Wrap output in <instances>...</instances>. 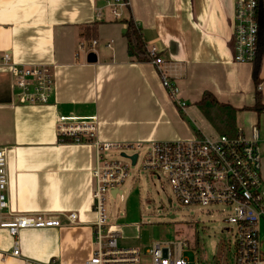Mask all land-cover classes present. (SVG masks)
Here are the masks:
<instances>
[{
    "label": "crops",
    "instance_id": "1",
    "mask_svg": "<svg viewBox=\"0 0 264 264\" xmlns=\"http://www.w3.org/2000/svg\"><path fill=\"white\" fill-rule=\"evenodd\" d=\"M110 1L0 0V54L10 53L18 65L49 66L54 76L48 105H20L0 64V148L7 150L9 172V210L2 216L48 214L63 223L22 231L21 258L10 255L14 239L0 229V264H85L93 257L96 152L88 144H60L59 115L97 116L102 142L195 137L155 66L129 55L131 21L147 48L161 50L187 108L206 93L239 111L256 103L255 64L233 61L234 0H123L119 17ZM90 53L95 63L87 61ZM259 80L264 104V55ZM236 123L246 135L259 128L264 157V113L238 112ZM71 213L78 217L72 225L62 216Z\"/></svg>",
    "mask_w": 264,
    "mask_h": 264
},
{
    "label": "built area",
    "instance_id": "2",
    "mask_svg": "<svg viewBox=\"0 0 264 264\" xmlns=\"http://www.w3.org/2000/svg\"><path fill=\"white\" fill-rule=\"evenodd\" d=\"M123 0H111L115 17ZM233 61L252 64L259 53V0H234ZM96 42H93V46ZM92 46V47H93ZM84 46H82L83 48ZM150 63L157 69L161 84L176 107L185 113L187 102L179 97L180 89L166 69L159 48H148ZM0 64L13 79V90L20 105H48L54 93V76L49 66H24L13 62L10 53L0 54ZM258 90H262L261 84ZM60 144H88L96 152L93 170V257L85 264H201L186 256L183 242H156L146 250L122 248L121 226L109 224L107 199H121V186L130 177L132 166L105 153L118 152L121 159L135 167L144 156L143 169L167 181L179 206H224L226 223L235 231L233 264H264V184L263 151L260 130L253 126L250 135L243 130L218 137L195 136L189 140L144 143H111L99 139L97 116L59 115L56 124ZM133 151L134 154H128ZM123 154L127 155L124 157ZM8 154L0 148V229L14 239L11 256L21 258L19 235L24 230L57 229L63 226L59 217L48 214H18L3 217L9 210ZM172 205V201H170ZM70 225L77 214L62 215ZM229 230V229H227ZM7 255V254H6ZM25 264H43L25 260ZM48 264H58L53 260Z\"/></svg>",
    "mask_w": 264,
    "mask_h": 264
},
{
    "label": "rangeland",
    "instance_id": "3",
    "mask_svg": "<svg viewBox=\"0 0 264 264\" xmlns=\"http://www.w3.org/2000/svg\"><path fill=\"white\" fill-rule=\"evenodd\" d=\"M186 112L188 114H183V118L191 126L194 136L221 135L220 130L212 128L205 120L198 106L191 105ZM105 154L132 166L130 177L120 187L124 192L123 199L110 197L106 203L108 223L119 224L122 228L120 247L146 250L156 242H183L186 256L192 262L198 259L201 264L234 263L235 231L225 221L224 206L183 208L164 178L159 180L143 169L144 156L133 167L130 161L121 159L118 152ZM128 154L134 153L129 151Z\"/></svg>",
    "mask_w": 264,
    "mask_h": 264
},
{
    "label": "trees",
    "instance_id": "4",
    "mask_svg": "<svg viewBox=\"0 0 264 264\" xmlns=\"http://www.w3.org/2000/svg\"><path fill=\"white\" fill-rule=\"evenodd\" d=\"M259 53L255 62L254 77L257 86L256 103L251 108H245L242 111L236 110L229 105L219 103L210 93H206L198 104L204 117L215 129L221 131V135H234L237 131L236 115L238 112L252 111L258 114L264 113V104L258 87L260 85L259 74L261 62L264 55V0H259ZM128 45L129 55L139 63L149 62L148 48L144 41L142 30L132 21L128 25L125 34Z\"/></svg>",
    "mask_w": 264,
    "mask_h": 264
},
{
    "label": "water",
    "instance_id": "5",
    "mask_svg": "<svg viewBox=\"0 0 264 264\" xmlns=\"http://www.w3.org/2000/svg\"><path fill=\"white\" fill-rule=\"evenodd\" d=\"M87 61L89 63H95L97 61V57H96V54L95 53H90L88 55V58H87ZM124 157H127V155L123 154ZM128 158V157H127ZM132 162H133V165L136 164V161H137V155H134L133 157H130ZM173 218V217H172Z\"/></svg>",
    "mask_w": 264,
    "mask_h": 264
}]
</instances>
